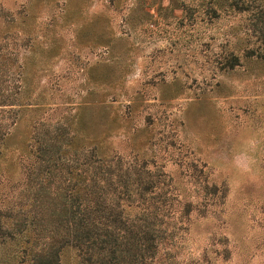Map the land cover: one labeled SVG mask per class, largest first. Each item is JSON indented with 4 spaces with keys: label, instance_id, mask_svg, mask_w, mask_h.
Masks as SVG:
<instances>
[{
    "label": "rangeland",
    "instance_id": "374dc122",
    "mask_svg": "<svg viewBox=\"0 0 264 264\" xmlns=\"http://www.w3.org/2000/svg\"><path fill=\"white\" fill-rule=\"evenodd\" d=\"M92 146L146 161L155 264H264V0H0V264L51 255Z\"/></svg>",
    "mask_w": 264,
    "mask_h": 264
},
{
    "label": "trees",
    "instance_id": "16d2710c",
    "mask_svg": "<svg viewBox=\"0 0 264 264\" xmlns=\"http://www.w3.org/2000/svg\"><path fill=\"white\" fill-rule=\"evenodd\" d=\"M58 139L38 140L37 168L62 167L74 173L77 164L61 160ZM80 164L81 187L66 186L59 212L63 221L53 230L52 243L57 246L46 257L33 255L32 264H62L60 253L66 245L77 252V264H155L159 248L172 233L168 234L165 204L148 200L161 194L146 174V161L124 163L98 154L92 146L82 152ZM62 222L65 232L57 236ZM29 251L22 247L24 257Z\"/></svg>",
    "mask_w": 264,
    "mask_h": 264
}]
</instances>
